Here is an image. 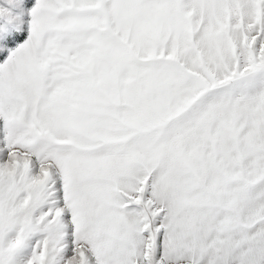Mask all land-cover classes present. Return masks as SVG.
<instances>
[{
	"label": "snow or ice",
	"instance_id": "6c2138e0",
	"mask_svg": "<svg viewBox=\"0 0 264 264\" xmlns=\"http://www.w3.org/2000/svg\"><path fill=\"white\" fill-rule=\"evenodd\" d=\"M0 264H264V0H0Z\"/></svg>",
	"mask_w": 264,
	"mask_h": 264
}]
</instances>
